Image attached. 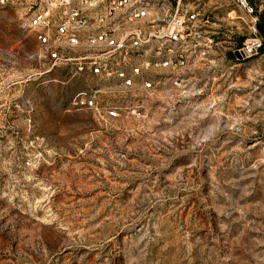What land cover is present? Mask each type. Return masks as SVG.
Wrapping results in <instances>:
<instances>
[{"label": "rangeland", "instance_id": "obj_1", "mask_svg": "<svg viewBox=\"0 0 264 264\" xmlns=\"http://www.w3.org/2000/svg\"><path fill=\"white\" fill-rule=\"evenodd\" d=\"M250 2L184 0L217 45L107 125L0 8V264H264V45L237 55L264 44Z\"/></svg>", "mask_w": 264, "mask_h": 264}, {"label": "built area", "instance_id": "obj_2", "mask_svg": "<svg viewBox=\"0 0 264 264\" xmlns=\"http://www.w3.org/2000/svg\"><path fill=\"white\" fill-rule=\"evenodd\" d=\"M183 1L172 8L166 0H0V8L20 13L50 71L82 82L72 105L107 125L137 114L125 106L155 93L163 72L185 70L217 45L212 14L184 10ZM234 1L255 13L250 0ZM263 45L251 40L239 55L250 58Z\"/></svg>", "mask_w": 264, "mask_h": 264}, {"label": "water", "instance_id": "obj_3", "mask_svg": "<svg viewBox=\"0 0 264 264\" xmlns=\"http://www.w3.org/2000/svg\"><path fill=\"white\" fill-rule=\"evenodd\" d=\"M237 55H239V54H237Z\"/></svg>", "mask_w": 264, "mask_h": 264}]
</instances>
